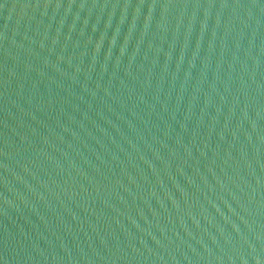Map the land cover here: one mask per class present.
Here are the masks:
<instances>
[{
	"label": "water",
	"instance_id": "95a60500",
	"mask_svg": "<svg viewBox=\"0 0 264 264\" xmlns=\"http://www.w3.org/2000/svg\"><path fill=\"white\" fill-rule=\"evenodd\" d=\"M0 264H264V0H0Z\"/></svg>",
	"mask_w": 264,
	"mask_h": 264
}]
</instances>
